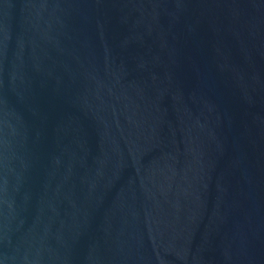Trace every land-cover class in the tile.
Instances as JSON below:
<instances>
[{"label": "water", "instance_id": "obj_1", "mask_svg": "<svg viewBox=\"0 0 264 264\" xmlns=\"http://www.w3.org/2000/svg\"><path fill=\"white\" fill-rule=\"evenodd\" d=\"M0 264H264V0H0Z\"/></svg>", "mask_w": 264, "mask_h": 264}]
</instances>
